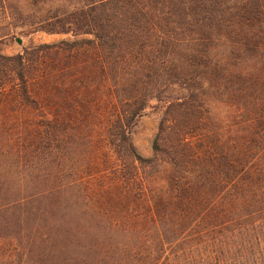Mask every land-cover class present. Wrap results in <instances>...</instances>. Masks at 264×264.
Masks as SVG:
<instances>
[{
	"label": "trees",
	"instance_id": "1",
	"mask_svg": "<svg viewBox=\"0 0 264 264\" xmlns=\"http://www.w3.org/2000/svg\"><path fill=\"white\" fill-rule=\"evenodd\" d=\"M17 30L72 37L0 45L1 239L39 264H264V0H0V44Z\"/></svg>",
	"mask_w": 264,
	"mask_h": 264
},
{
	"label": "rangeland",
	"instance_id": "2",
	"mask_svg": "<svg viewBox=\"0 0 264 264\" xmlns=\"http://www.w3.org/2000/svg\"><path fill=\"white\" fill-rule=\"evenodd\" d=\"M61 4L62 3L58 2L53 4V6L58 7ZM16 33L21 37V41L19 42L10 37L5 38L0 44L4 53L12 54L18 52L23 46L27 47L43 42H54L60 39L72 37L70 34H47L42 31L22 33L17 30ZM226 54L229 55L226 49L222 47H218L215 50V56L217 57L223 58ZM246 55L250 56V54ZM247 63L248 62L244 63L241 61L240 65L245 67ZM175 88L177 87L174 86L172 89ZM149 103L152 106L147 107L144 115L138 119L131 135L133 143L137 147L138 151L146 157L152 155L151 143L162 112L160 108H155L157 104L156 100H151ZM204 103L207 107L211 120L216 125H219L222 128V131L226 133L229 123H231L232 107L228 105L227 102H223L215 94L206 96ZM104 166L106 165L104 164ZM146 171L147 174L149 173V175H152V177H154L159 184H163V174L160 169L155 170L149 166L146 168ZM0 264H39L37 246L34 245L31 249L26 250L23 245L16 242V240L0 238Z\"/></svg>",
	"mask_w": 264,
	"mask_h": 264
}]
</instances>
